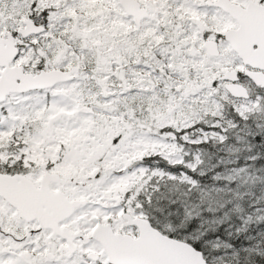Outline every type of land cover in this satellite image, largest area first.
I'll list each match as a JSON object with an SVG mask.
<instances>
[{"label": "snow or ice", "instance_id": "1", "mask_svg": "<svg viewBox=\"0 0 264 264\" xmlns=\"http://www.w3.org/2000/svg\"><path fill=\"white\" fill-rule=\"evenodd\" d=\"M226 105L264 116V0H0V264H209L155 166Z\"/></svg>", "mask_w": 264, "mask_h": 264}, {"label": "trees", "instance_id": "2", "mask_svg": "<svg viewBox=\"0 0 264 264\" xmlns=\"http://www.w3.org/2000/svg\"><path fill=\"white\" fill-rule=\"evenodd\" d=\"M229 112L239 142L230 137L226 142L186 144L188 164H195L197 157L202 163L193 170L188 164L174 166L157 157L160 163L155 167L164 175L155 179L177 202L181 197L188 199L193 224L200 223L197 210L209 221L215 220L205 234V246L212 252L209 264H220L221 257L224 264H264V118L244 122L233 109ZM228 148L235 155L228 154ZM175 167L182 171H174ZM184 175L195 180L196 186L185 188ZM209 194L216 197L213 210H209Z\"/></svg>", "mask_w": 264, "mask_h": 264}, {"label": "rangeland", "instance_id": "3", "mask_svg": "<svg viewBox=\"0 0 264 264\" xmlns=\"http://www.w3.org/2000/svg\"><path fill=\"white\" fill-rule=\"evenodd\" d=\"M229 109L231 110L232 108L230 107V106H225V112H224V115H223V117L221 118V120H220V123L222 124V127L223 128H228V131H223L221 128H213V127H211V125L212 124H214V123H216V121L215 120H212V119H209V120H207L206 121V123H205V128H204V131H206V132H208V134H209V138L206 140V141H217V142H221V141H219V140H217V139H215V138H213V136H212V133L213 132H217L218 134H222V135H224L226 138H225V140L224 141H222V142H226V141H229V138L230 137H233V138H235L238 142H239V140L237 139V137H236V132L234 131V130H232V129H234V128H230V127H228V125L229 124H232V121H231V119H230V115H231V113L229 112ZM253 119H256V121H261V118H264V116H254V117H252ZM227 153L228 154H230V153H234V151H231L229 148L227 149ZM187 155H188V153H187V151L185 150V155H184V159H185V164H188V162H189V160H187ZM234 155H235V153H234Z\"/></svg>", "mask_w": 264, "mask_h": 264}]
</instances>
